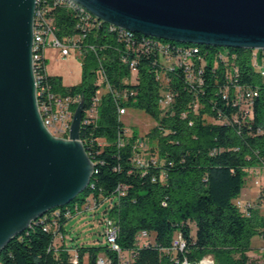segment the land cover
Wrapping results in <instances>:
<instances>
[{"label": "trees", "instance_id": "16d2710c", "mask_svg": "<svg viewBox=\"0 0 264 264\" xmlns=\"http://www.w3.org/2000/svg\"><path fill=\"white\" fill-rule=\"evenodd\" d=\"M52 13L59 38L76 33V13ZM134 36L120 41L105 24L87 36L111 84L97 118L80 131L94 175L83 198L49 210L16 235L0 252V264H84L85 257L87 264L100 257L109 264H196L207 257L214 264H256L248 254L254 237L264 244V213L255 207L247 214L236 202L248 171L264 161V51L254 57L250 49ZM181 51H190L189 73ZM80 63L83 82L69 89L87 106L99 88V65L86 51ZM53 82L57 91L68 89L60 77ZM239 88L257 95L241 99ZM112 95L121 107L152 119L144 140L135 130L126 136ZM167 95L171 103L164 106ZM139 156L144 169L135 163ZM104 204L102 243L68 246V221ZM108 221L117 229L120 253L106 239ZM179 239L182 252L174 247Z\"/></svg>", "mask_w": 264, "mask_h": 264}, {"label": "water", "instance_id": "95a60500", "mask_svg": "<svg viewBox=\"0 0 264 264\" xmlns=\"http://www.w3.org/2000/svg\"><path fill=\"white\" fill-rule=\"evenodd\" d=\"M104 21L166 41L264 49V0H73ZM36 0H0V252L33 221L69 204L94 164L79 141L81 101L69 140L39 115L32 69Z\"/></svg>", "mask_w": 264, "mask_h": 264}, {"label": "built area", "instance_id": "2783aa9c", "mask_svg": "<svg viewBox=\"0 0 264 264\" xmlns=\"http://www.w3.org/2000/svg\"><path fill=\"white\" fill-rule=\"evenodd\" d=\"M64 8L69 12L76 13L78 17L75 22L76 33L72 35H67L62 38L57 36L58 29L55 25V17L53 16V11ZM37 12V27H33V45H32V55H35V62H32L33 76L35 81V97L37 101V108L39 115L43 121L45 128L48 132L55 138L62 140H69L70 125L74 112L78 104L83 101V112L81 119V129L86 128V125L97 118V106L100 104V99L102 96L111 93V84L107 76L105 75L104 68L100 63V58L97 54V48L94 44H88L87 36H92L96 34L103 24L109 26V30L116 33L117 39L120 41H132L135 39L133 36H124L121 34V28H114L113 25L105 23L104 21L98 19L95 16H90L86 14V11L79 7H71L70 0H36L35 11ZM86 40V41H85ZM48 48L56 49L60 53V56L65 59L71 53H75L81 62V57L84 52H91L95 54L98 60V69L95 71L97 76H99L95 81L99 87L96 91L95 96L92 97L91 102L87 106L84 105L83 97L80 93L72 92L69 87L66 92L57 91V85L53 82L55 76L51 75L47 71V65L45 64V51ZM264 49H256V55L258 52H263ZM190 53L180 52V59L182 63H185L186 71H190ZM257 62V61H256ZM131 71H135L136 64L131 61L129 64ZM264 72V70H262ZM240 98H251L257 94L251 90H247L244 93L240 90ZM117 107L118 120L122 122L121 117L127 112V107H121L120 102H118V97L112 95ZM171 103V98L167 95L162 100V104L168 105ZM247 113V112H245ZM141 144V143H140ZM92 164H94L91 161ZM135 163L139 168H146V162L143 157H138L135 159ZM258 170L264 173V161L261 163ZM156 181V177L152 176V182ZM258 184V182H255ZM93 188V185L90 186ZM117 191H121V187H117ZM238 208L247 212L250 208H255L256 204L253 201H248L242 203L240 201L236 202ZM249 216V215H247ZM106 239L113 251L120 253L119 246L116 242L117 239V229L114 228V224L110 221L106 224ZM146 233L142 232L141 237H145ZM175 249L182 252L185 250V244L182 240H178L174 243ZM96 264H106L105 258H98ZM180 264H192L187 259H183ZM196 264H214L213 260L209 257L204 258Z\"/></svg>", "mask_w": 264, "mask_h": 264}, {"label": "rangeland", "instance_id": "374dc122", "mask_svg": "<svg viewBox=\"0 0 264 264\" xmlns=\"http://www.w3.org/2000/svg\"><path fill=\"white\" fill-rule=\"evenodd\" d=\"M178 44H182L177 42ZM256 51V50H255ZM47 59V71L53 75L61 78L64 86L80 85L82 80V67L79 58L75 53H71L68 57L63 59L56 49L48 48L45 51ZM122 125L126 129V136H130L133 130L138 132L139 137L144 140V136L154 126L152 119L145 113L128 109L124 116L121 117ZM145 145L141 148L144 151ZM255 182H258L256 184ZM264 173L258 168H253L248 171L247 179L242 189L238 201L246 203L253 201L258 207L260 213H264ZM261 192L260 196L258 193ZM83 192L77 197L83 198ZM105 204L100 206L97 210H87L81 214L71 218L66 225L67 244L70 245H85L95 246L103 241V237L99 236L104 225L99 220L103 217V210ZM252 244H255V249L248 255L255 261L256 264H264L263 241L258 237H254ZM84 264H87V257L84 258Z\"/></svg>", "mask_w": 264, "mask_h": 264}, {"label": "bare ground", "instance_id": "6f19581e", "mask_svg": "<svg viewBox=\"0 0 264 264\" xmlns=\"http://www.w3.org/2000/svg\"><path fill=\"white\" fill-rule=\"evenodd\" d=\"M70 2H71V7H79V8H82L83 10H85L86 11V14H90V16H94V15H92L90 12H88L84 7H82V6H80L79 4H77V3H75L73 0H70ZM112 25V24H111ZM114 26V28H121V27H118V26H115V25H113ZM33 27H37V12H34V19H33ZM135 33L136 32H133V31H131V30H127V29H124V28H121V34H124V36H133V37H135L134 35H135ZM144 35V34H143ZM146 36V35H145ZM149 37H153V36H149ZM154 38V37H153ZM156 38V37H155ZM159 39V38H158ZM251 50H256V49H251ZM182 52H185V53H190V51H182ZM32 62H35V55H32ZM261 74H263L264 75V72H262ZM81 131V130H80ZM79 141H80V143L82 144V142H81V140H80V137H79ZM82 146H83V148H84V145L82 144ZM84 150H85V148H84ZM85 152H86V150H85ZM86 154H87V152H86ZM88 156V155H87ZM89 157V156H88ZM90 159V158H89ZM94 169H95V166L93 167V175H94ZM93 175H92V177H93ZM92 177H91V179H92ZM90 182H91V180H90ZM90 182H89V184H90ZM88 184V185H89ZM106 264H109L108 263V261H106Z\"/></svg>", "mask_w": 264, "mask_h": 264}]
</instances>
